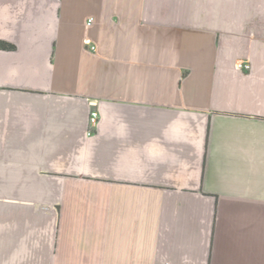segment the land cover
<instances>
[{"label": "crops", "instance_id": "obj_1", "mask_svg": "<svg viewBox=\"0 0 264 264\" xmlns=\"http://www.w3.org/2000/svg\"><path fill=\"white\" fill-rule=\"evenodd\" d=\"M0 264H264V0H0Z\"/></svg>", "mask_w": 264, "mask_h": 264}, {"label": "built area", "instance_id": "obj_2", "mask_svg": "<svg viewBox=\"0 0 264 264\" xmlns=\"http://www.w3.org/2000/svg\"><path fill=\"white\" fill-rule=\"evenodd\" d=\"M94 22V19L93 18H90L87 22L88 26L92 25ZM87 45L90 47V49L93 51V52H96L97 51V47L95 44H93L91 42V40H87L86 41ZM247 68L249 66H246ZM90 124H91V127L92 128H96L97 125H98V113L96 111L92 112L91 113V117H90ZM90 135L92 136L93 135V132L91 131Z\"/></svg>", "mask_w": 264, "mask_h": 264}]
</instances>
